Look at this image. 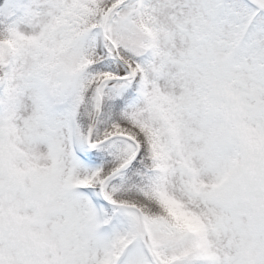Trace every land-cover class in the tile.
I'll return each instance as SVG.
<instances>
[{
  "label": "snow or ice",
  "instance_id": "obj_1",
  "mask_svg": "<svg viewBox=\"0 0 264 264\" xmlns=\"http://www.w3.org/2000/svg\"><path fill=\"white\" fill-rule=\"evenodd\" d=\"M0 264H264V0H0Z\"/></svg>",
  "mask_w": 264,
  "mask_h": 264
}]
</instances>
